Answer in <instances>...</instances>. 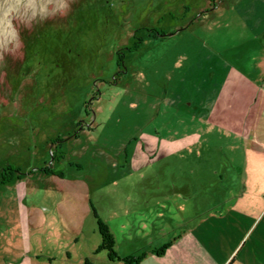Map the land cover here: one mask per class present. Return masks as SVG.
I'll list each match as a JSON object with an SVG mask.
<instances>
[{"label":"rangeland","instance_id":"1","mask_svg":"<svg viewBox=\"0 0 264 264\" xmlns=\"http://www.w3.org/2000/svg\"><path fill=\"white\" fill-rule=\"evenodd\" d=\"M260 14L264 0H8L0 264L156 253L212 201L182 196L193 167L239 193L231 264H264V50L244 46L264 41Z\"/></svg>","mask_w":264,"mask_h":264},{"label":"crops","instance_id":"2","mask_svg":"<svg viewBox=\"0 0 264 264\" xmlns=\"http://www.w3.org/2000/svg\"><path fill=\"white\" fill-rule=\"evenodd\" d=\"M208 8H212V5ZM260 17L262 19L255 29L258 30L260 36H263L264 25L262 20L264 14H260ZM244 46L253 47L259 53L264 50V41H246ZM165 167L162 166V171L166 170ZM191 175L190 182L182 181L180 183L179 188L182 191V196L191 193L200 198L204 192L210 191L212 197L210 204L204 209L196 205L192 206V220H189L192 224L185 228L177 238L170 241L162 251L144 253L141 258L130 262L117 260L119 264H139L145 259L150 260L149 264L232 263L235 254L231 258L230 256L242 238V234L239 233L242 220L238 215L236 217L232 215L233 197L238 202L240 200L239 193L233 192L231 186L227 187L221 184V181L229 175L226 169L214 168L203 172L201 169L193 167ZM184 206L187 204L183 201L180 207L184 208ZM234 234H236L234 244L227 249H222L220 247L222 239L225 240ZM111 262L115 263L114 261Z\"/></svg>","mask_w":264,"mask_h":264},{"label":"trees","instance_id":"3","mask_svg":"<svg viewBox=\"0 0 264 264\" xmlns=\"http://www.w3.org/2000/svg\"><path fill=\"white\" fill-rule=\"evenodd\" d=\"M44 171H46L47 172V170H45L44 169ZM18 175V177H19V174H17ZM11 176H12V174H8L7 175V177H4L5 178V180L4 181H8V180H10L11 179ZM102 228H101V235H102V237H101V243H100V246L101 247H104V246H106L105 245V242H108L107 244H109V243H111L112 242V239H111V234L110 233H108V231H107V229H105L104 227H103V225L101 226ZM165 245L166 244H164L162 247H160L159 248V250H157V252H160V251H162L163 250V247H165ZM134 260H137V259H134V258H131V259H127L126 260V262H130V261H134Z\"/></svg>","mask_w":264,"mask_h":264},{"label":"clouds","instance_id":"4","mask_svg":"<svg viewBox=\"0 0 264 264\" xmlns=\"http://www.w3.org/2000/svg\"><path fill=\"white\" fill-rule=\"evenodd\" d=\"M20 0H16V3H19ZM8 4V0H0V9H3L5 5Z\"/></svg>","mask_w":264,"mask_h":264}]
</instances>
